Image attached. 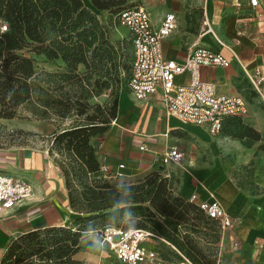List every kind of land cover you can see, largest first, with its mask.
Listing matches in <instances>:
<instances>
[{
    "label": "trees",
    "instance_id": "16d2710c",
    "mask_svg": "<svg viewBox=\"0 0 264 264\" xmlns=\"http://www.w3.org/2000/svg\"><path fill=\"white\" fill-rule=\"evenodd\" d=\"M92 3L99 10L115 6L111 0ZM125 9L114 15L115 25L122 26L119 16ZM39 56L62 60L65 70L39 72ZM133 56L131 38L128 42L114 41L112 24L104 23L83 0H0V118L17 117L25 105L40 119L76 114L70 126L58 124L52 132L50 152L63 158L59 166L66 178L69 203L81 215L63 226L20 236L1 264H21L36 256L54 264H77L73 256L81 248V237L108 226L148 229L198 264H215L199 259L197 241L178 229L181 223L205 218L222 233L219 222L208 217L197 203L174 198L167 179L156 171L120 184L112 183V178H105L101 172L93 139L107 132L118 117L120 100L114 93L123 79L129 78ZM68 86L71 93L65 91ZM106 91H111V96L105 103L91 105L92 97ZM91 108L94 113H88ZM222 131L239 140L261 139L260 132L242 116L226 118ZM147 202L165 217L175 219V229L147 215L143 208ZM129 211H140L148 221L137 227L123 224ZM103 212L105 223L92 228L93 220Z\"/></svg>",
    "mask_w": 264,
    "mask_h": 264
},
{
    "label": "crops",
    "instance_id": "0c3cea01",
    "mask_svg": "<svg viewBox=\"0 0 264 264\" xmlns=\"http://www.w3.org/2000/svg\"><path fill=\"white\" fill-rule=\"evenodd\" d=\"M215 1L207 0L206 4L208 6L211 2L212 6ZM225 5L231 14L220 10L222 14L211 23L214 33H204L198 38L190 36L188 41H183L182 38L172 37L174 32L163 40V50L166 58L182 62L193 47L202 46L222 53L231 62L227 67L202 66L201 78L217 84L219 93L240 95L246 100L248 112L244 120L260 132L261 139L251 142L236 139L235 144L239 146L237 162L253 165L254 182L259 190L252 194L241 189L225 175L224 167L197 169L192 171L193 175L186 173L180 190L189 199L195 195L198 201L218 200L222 204L234 220V225L224 233V239L226 237L231 246L241 247L242 243L256 242L263 248L264 3L255 7L250 0L244 3L232 0L226 1ZM162 18L158 20L152 17V20L159 24ZM257 69L262 73L258 74L254 84L247 72L252 73ZM190 80V74H184L178 76L177 83H189ZM132 100L122 97L118 117L110 129L93 139L100 163L109 166L112 178H117L116 174L119 173L130 177L153 168H176L180 161H163L165 153L173 148L178 149L181 143L182 137L173 134L176 130L197 127L198 131L214 138L225 135L223 131L213 135L206 125L189 124L168 116L160 92L146 100ZM222 143L226 147L234 145L228 136L222 139ZM122 164L125 167L121 169ZM0 173L23 178L32 187L29 197L0 217V264L20 236L38 229L63 226L81 216L70 206L66 178L49 149H0ZM90 234H95L103 246L96 233Z\"/></svg>",
    "mask_w": 264,
    "mask_h": 264
},
{
    "label": "rangeland",
    "instance_id": "374dc122",
    "mask_svg": "<svg viewBox=\"0 0 264 264\" xmlns=\"http://www.w3.org/2000/svg\"><path fill=\"white\" fill-rule=\"evenodd\" d=\"M85 5L93 11L98 17L113 27L114 41H129V33L125 27L114 24V15L117 11L123 8L135 7L139 5L145 6L151 13L154 19L160 20L162 16L169 12L174 11L179 16V27L172 37L182 38L183 41H188L191 36L200 37L205 33L207 16L213 24L216 16L224 11L231 14L230 9L224 4L232 2V0H216L212 6L207 10V0H111L115 5L108 10H99L96 8L92 0H83ZM241 3L246 0H240ZM226 15V14H223ZM217 19V18H216ZM38 71H48L51 73L61 72L65 70V64L62 60H48L44 56H39L37 59ZM81 71L84 70L82 66ZM94 81V80H93ZM87 88H93V86ZM86 88V89H87ZM65 91L70 92V87H66ZM71 93V92H70ZM80 95V94H78ZM115 97L121 100L122 97L133 99L134 95L128 87V78H124L121 86L117 90ZM111 96V91H106L101 96L92 97L89 102L91 105L96 103H105ZM114 100V99H112ZM113 102V101H112ZM120 104V102H119ZM88 113H94V109L88 110ZM76 114L70 113L66 117L57 119L55 116L52 118L40 119L35 116L28 105L20 108L19 114L13 119L0 118V149H16V148H44L51 149L53 145L52 132L56 129L58 124L67 127L74 122ZM113 121L109 125L112 126ZM199 128L192 127L188 130H176L173 134L182 137L181 143L178 146L182 152V161L176 168H153L148 172L135 175V176H118L112 178L111 182L120 184L127 181H136L138 178L145 177L151 172H158L162 178H166L172 190L173 197L179 198L182 201H189V197L182 194L180 186L183 184L185 174L193 175L192 171L197 169H219L224 167L225 175H228L238 187L248 191L252 194L258 192L259 188L254 182V167L252 164L241 165L237 162V151L239 146L235 144L236 139L228 135L214 138L203 131H198ZM228 136L233 140V146L226 147L222 143V139ZM251 142L250 140H248ZM51 153V152H50ZM56 162L61 163L63 160L57 152L52 154ZM192 177V176H191ZM145 213L163 221L171 230L175 229L174 223L176 220L173 218L165 217L160 211L153 207L149 202L143 204ZM93 220L94 227L102 226L105 222L106 216L103 213ZM104 215V216H103ZM194 215V213H191ZM148 221L145 216L140 215V211H129L124 216L122 223L137 227L143 225ZM193 223L196 226L192 225ZM178 229L182 234H187L191 239L197 241L199 251L197 257L199 259H206L215 264H264V247L260 248L256 242L245 244L242 243L241 247L231 246L228 239H224V233H220L218 229L207 221V219H197L188 223H181ZM150 249H157L158 241L151 240L146 243ZM163 246V243H160ZM166 252H171L167 246H163ZM73 261L77 264H120L117 258L109 252L108 249L100 245L95 234H88L81 237V248L73 256ZM17 264V263H16ZM21 264H54V262H46L39 259V257H31L29 260Z\"/></svg>",
    "mask_w": 264,
    "mask_h": 264
},
{
    "label": "built area",
    "instance_id": "2783aa9c",
    "mask_svg": "<svg viewBox=\"0 0 264 264\" xmlns=\"http://www.w3.org/2000/svg\"><path fill=\"white\" fill-rule=\"evenodd\" d=\"M250 2L256 7L264 3V0ZM119 21L127 28L133 44L134 56L128 87L136 99L146 100L160 92L168 116L189 124L206 125L213 135L222 133L226 118L244 117L247 114L248 105L242 96L219 93L217 84L201 78L202 66H230L231 62L222 53L196 46L182 62L166 58L163 40L178 29V16L175 12L166 13L161 22L155 24L150 11L139 5L123 10ZM3 29H6V26ZM204 30L205 33H214L208 17ZM260 73L262 70L258 69L252 73L247 72L254 84ZM184 74H190V82L177 83L178 76ZM182 157V152L173 148L165 153L163 161H180ZM124 167V164L120 165L121 169ZM101 172L105 178L113 177L107 165H101ZM31 192L32 187L25 179L0 173V217L29 197ZM190 201L197 203L208 217L216 219L222 233L234 225V220L218 200L198 201L194 195ZM90 233H96L101 244L108 248L121 264H198L163 236L148 229L108 226L100 232ZM151 240L158 241L157 249L146 246ZM160 243L167 246L171 252L166 253Z\"/></svg>",
    "mask_w": 264,
    "mask_h": 264
}]
</instances>
